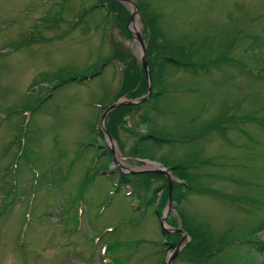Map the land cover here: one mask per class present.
<instances>
[{
  "label": "rangeland",
  "instance_id": "obj_1",
  "mask_svg": "<svg viewBox=\"0 0 264 264\" xmlns=\"http://www.w3.org/2000/svg\"><path fill=\"white\" fill-rule=\"evenodd\" d=\"M137 1L165 54L194 67L153 61L152 97L109 116L116 106L100 125L114 102L143 97L116 95L110 59L122 46L141 67L139 10L127 36L97 0H0V264H190L177 254L191 233L264 242V208L248 214L251 200L264 202V127L253 124L264 119V0ZM119 174L139 176L137 195ZM146 182L148 194L160 186L150 206ZM187 188L206 192L178 203ZM161 197L162 231L152 213ZM169 233L176 245L161 254ZM224 252L203 264H260L245 246Z\"/></svg>",
  "mask_w": 264,
  "mask_h": 264
},
{
  "label": "trees",
  "instance_id": "obj_2",
  "mask_svg": "<svg viewBox=\"0 0 264 264\" xmlns=\"http://www.w3.org/2000/svg\"><path fill=\"white\" fill-rule=\"evenodd\" d=\"M98 6L99 7H103L104 8V12L105 14L108 15H112V13L115 15V20H117V24L120 26V28L122 29L123 34L128 36L127 31L125 30V24L127 22L128 19V13L127 11L118 3L115 2L114 0H97ZM135 4L138 7L139 10V15L140 18L143 21V35L145 34L146 37V48H145V55L147 58V62H148V70L150 73V88L152 85V77L155 76L154 72H153V61H159V69L158 70H162L161 67L162 66H172V67H181V66H185L186 68H191L194 67V65L192 64V62L190 61H179L175 58H173L172 56L166 55L165 53H167V51L164 50V46H161L160 43L161 41H159L158 37L159 34L156 31V18L154 16L148 15L147 12L145 11V9L148 8L147 5L142 4L140 2H138L137 0L135 1ZM158 29V28H157ZM157 45L159 47H154L153 45ZM122 47V46H121ZM119 46H115V47H110L111 48V54H110V59L115 60L119 67H120V87L118 89L117 92V96H126L129 99H137L139 97H142L146 94V80H145V76L143 73V70L141 69V67L138 69L136 66L133 65V61H125V56L127 54H122L119 49L121 48ZM151 56V61H149V57ZM216 62H212V64H214ZM202 68V67H201ZM138 69V71H136ZM130 70L135 71L136 72V76L134 77V79L132 80V75L130 73ZM163 72V71H162ZM87 78H81L79 80L73 78L72 81L74 82H81L86 80ZM116 96V97H117ZM115 97V98H116ZM152 97V93H149V96L147 97V99L144 102H147L150 98ZM142 102V103H144ZM141 105V104H140ZM124 108H131L130 105H122V106H118L116 107V109L111 112L110 114H108L109 116L112 115V113L122 110ZM142 118H144V116H142ZM263 122L264 119H253V124L256 125L258 128H263ZM264 129V128H263ZM263 131L264 130H260ZM147 139L151 140L154 143L159 142L160 140H158L157 138L153 137V136H146ZM198 163L194 162L193 165H189L188 169L191 168H195L198 167ZM169 169L171 171L176 172L178 169H181L179 166H175V167H169ZM148 176H150L151 178L158 179L161 178L164 183V187L166 189V184H165V179L160 176V175H155V174H147ZM139 177L138 175L135 176H127V175H118V181L119 183L125 185V187H127V190H130V192H126L127 194L132 193V191L136 192V195L139 191L138 186H136L133 181L136 180V178ZM143 177V176H142ZM146 186L145 192H144V206H150L152 205V203L155 201V195L157 194V191H159L160 186H157L153 189H151L150 194H148L149 191V183H145L144 184ZM165 189H164V194H165ZM192 191L198 192V193H202V192H206V190L204 189H197V188H189ZM188 188L185 189L183 192H181L178 196V200L177 197L173 196V198L180 203V201L183 199L184 194L186 193L187 190H189ZM184 193V194H183ZM163 194V195H164ZM183 194V196H182ZM211 194H214V192H211ZM218 195V194H217ZM220 198H223L222 195H218ZM138 197V196H137ZM253 208L250 210V212L248 214L254 216L255 207H260V208H264V202L262 200H251ZM255 206V207H254ZM162 208V197L161 200L153 207L152 213L154 215V217L156 219L159 218L160 216V211ZM192 230V229H191ZM226 234H221L219 236V241H216L214 244H210L208 243V240L205 241L202 237H200L198 233L196 234H190V240L187 244L183 245V247L179 250V253L177 254V257L185 260L187 263L190 264H203L204 262H207V259H210L211 256H217L220 253L224 254L225 250L228 249V247H246L247 249L249 248L251 251H253L254 253H258L259 255V263L260 264H264V242H261L260 240L258 241V239H255L252 235V233H246L245 235H236V234H229L227 231L225 232ZM166 236L168 237V239H170V241L167 242H160V250L159 253H163L166 251V249H173L175 247L176 244H174L173 242L171 243V239L174 240L176 237L175 234H166ZM239 236V237H238ZM221 241V243H220ZM206 246L208 248H206ZM155 264H163V260L162 258H160Z\"/></svg>",
  "mask_w": 264,
  "mask_h": 264
},
{
  "label": "water",
  "instance_id": "obj_3",
  "mask_svg": "<svg viewBox=\"0 0 264 264\" xmlns=\"http://www.w3.org/2000/svg\"><path fill=\"white\" fill-rule=\"evenodd\" d=\"M114 1L115 2H118L119 4H121L123 6H131L132 7L133 12L130 13L129 18H128V22L132 19L133 15L138 14L137 6H136V4L133 1H131V0H114ZM132 37L135 39V41L140 46V57H139V60L138 61H139L140 65H141V67H142V70L144 72V76H145V79H146V86H147L146 87V89H147L146 94H145V96H143L142 98H139L137 100H126L125 102L116 101L113 104H111L110 106H108L104 110V112L102 113V115L100 117V125H101L102 119L105 116V114L108 111L114 109L116 106H121V105H135L137 103H142L149 96L150 87H149V83H148V81H149L148 64H147V59H146V55H145L144 46H143V43H142L141 36H140V33L139 32L134 33ZM100 128H101V126H100ZM102 131H104V130H102ZM106 136H107V138H109V136L107 134H106ZM155 172L156 173L158 172V173L162 174L166 178L167 182H169V176L165 173V171L157 170ZM158 223H159V226H160V230L162 231L163 230V227H162V218H160V217L158 218ZM180 246H181V244L179 242V244L177 245L176 250H175L173 256L176 254V251L180 248ZM173 256L171 258H173Z\"/></svg>",
  "mask_w": 264,
  "mask_h": 264
},
{
  "label": "bare ground",
  "instance_id": "obj_4",
  "mask_svg": "<svg viewBox=\"0 0 264 264\" xmlns=\"http://www.w3.org/2000/svg\"><path fill=\"white\" fill-rule=\"evenodd\" d=\"M131 32L134 34L138 31V29L135 27V22H133L132 28H131ZM110 141V139L108 140V142ZM152 165V164H151Z\"/></svg>",
  "mask_w": 264,
  "mask_h": 264
}]
</instances>
